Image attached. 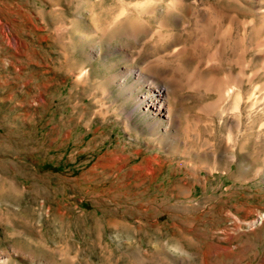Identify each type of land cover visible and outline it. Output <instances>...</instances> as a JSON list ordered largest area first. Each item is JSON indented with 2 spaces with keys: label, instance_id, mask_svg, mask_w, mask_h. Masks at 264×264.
<instances>
[{
  "label": "rangeland",
  "instance_id": "374dc122",
  "mask_svg": "<svg viewBox=\"0 0 264 264\" xmlns=\"http://www.w3.org/2000/svg\"><path fill=\"white\" fill-rule=\"evenodd\" d=\"M263 1L0 0V263L264 264L261 108L214 92L248 97Z\"/></svg>",
  "mask_w": 264,
  "mask_h": 264
},
{
  "label": "bare ground",
  "instance_id": "6f19581e",
  "mask_svg": "<svg viewBox=\"0 0 264 264\" xmlns=\"http://www.w3.org/2000/svg\"><path fill=\"white\" fill-rule=\"evenodd\" d=\"M263 3H264V1H263ZM258 7L260 8V11L259 12H260L261 17H262V22L260 23V26L255 25L253 22L250 23L249 21H248L249 22L248 24H249V27H250V31H252V32L255 33L256 48L258 49V51L260 50L259 52H262L261 55L264 56V4H261ZM243 25H244V23H243ZM243 33H247V29H244L243 30ZM259 52H257V53L259 54ZM263 60H261V62H263V63L261 64L260 69L259 70L257 69L258 71L255 70L256 72H254V73H250L249 75L246 74L248 77L246 76L247 77V82H245L244 84L245 85L247 84V86H248V88L250 90V91H248L249 94L247 93L248 94V97L246 99H244V97H243L246 94H244L242 96V94L245 93V92H243L241 94V92H240L241 89L240 88H237V85L239 83V79L237 78V80L234 81V79L236 78V76L234 78V75L232 76L233 80L231 78H229V80H231V82L228 81V78L226 80H222V79L221 80H218V82L216 84V88L214 90V92H217L216 95L218 96L217 97V100H215L217 102L216 104H219L220 107H221V113H220L221 114L220 115L221 119L223 121L226 119V117H227L226 106H227V104L230 103L231 104V108H230L231 110L230 111H233L234 114H235L234 116H236V118H237V119H235V121L234 120H231L232 121L231 124H233L235 127H239L240 126V116L242 114V110L245 109L244 107L248 106V110H247L248 112L246 113L248 116H251L252 112L254 110H256L257 108H261V113L259 114L260 117H261V121H260L261 123H260V125L257 127L256 130H254V127H253V124L252 123H251L252 126L251 127H248L249 128V132L251 134L258 133V136H260V137H263L264 136V81H262V83H260V84H253V83H250V82H252L251 80L254 77H256V76L260 77L261 75H263V74H261V73H264V61ZM261 62H259V63H261ZM257 67H259V66H257ZM240 68L242 70L243 69V66L242 67L240 66ZM241 73H243V71ZM236 74H238V73H236ZM238 75L243 76V74H240V73ZM230 76L228 75L227 77H230ZM257 79H259V78H257ZM261 79H263L262 76H261L260 80ZM232 81H234V82H232ZM210 83H212V82H210ZM150 84L151 85L148 86V87L146 85H144V87L146 86V90H145V92H143L144 94L142 93L143 95L140 97L139 104H142L144 112H148L149 114H152L151 116L162 117L163 116L162 115L163 114L162 113V109H164L163 106H164V102H165V97H164V94L163 95L161 93L157 94L156 92L157 91H160V89H161V87H163V85L159 84V82L158 83H156V82H153V83L150 82ZM242 88H244V87H242ZM238 89H240V90H238ZM243 104H245L244 107H243ZM217 109H219V108L217 107ZM165 110H166V108H165ZM219 112H220V110H219ZM227 126H229V125H227ZM248 126H250V125H248ZM231 129H233V128H231ZM232 131L229 129L227 131V133H226L227 134L226 135V138L228 140H233L235 138V136H233V134H232ZM242 138L245 139L244 137H242ZM243 141H242V143H243ZM259 143L261 144V141H259ZM260 146L261 145H258V147H260ZM241 149H242V146H240V144H239V147L236 149V153L235 154L240 153ZM232 156H233V158H235L234 155H232ZM236 159H238V158H236ZM257 216H258V218H254L253 220H251V223H249L250 225H254L255 221L257 223H261L262 224V222L264 221V213L263 214H259Z\"/></svg>",
  "mask_w": 264,
  "mask_h": 264
},
{
  "label": "clouds",
  "instance_id": "9594fccd",
  "mask_svg": "<svg viewBox=\"0 0 264 264\" xmlns=\"http://www.w3.org/2000/svg\"><path fill=\"white\" fill-rule=\"evenodd\" d=\"M149 3H154L155 0H147ZM166 250L167 252L174 256L178 261L179 264H195V256L192 251L189 250L188 247L179 241H165Z\"/></svg>",
  "mask_w": 264,
  "mask_h": 264
}]
</instances>
